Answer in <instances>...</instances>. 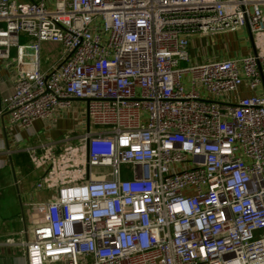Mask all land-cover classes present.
Instances as JSON below:
<instances>
[{
  "label": "built area",
  "instance_id": "obj_1",
  "mask_svg": "<svg viewBox=\"0 0 264 264\" xmlns=\"http://www.w3.org/2000/svg\"><path fill=\"white\" fill-rule=\"evenodd\" d=\"M245 28L249 53L205 55ZM260 86L264 0H0V120L36 137L51 193L0 244L27 264H264ZM59 119L84 130L52 139Z\"/></svg>",
  "mask_w": 264,
  "mask_h": 264
},
{
  "label": "crops",
  "instance_id": "obj_2",
  "mask_svg": "<svg viewBox=\"0 0 264 264\" xmlns=\"http://www.w3.org/2000/svg\"><path fill=\"white\" fill-rule=\"evenodd\" d=\"M236 33H247L251 46L243 50L233 48L228 42L225 45L221 39L222 36L225 37L231 33L214 35L212 36L214 44L211 43L210 38L207 41L209 55L214 56L216 52L219 56L228 58L234 57L238 53H249L252 50L249 32L245 28ZM216 37H219L220 40L216 41ZM210 49L213 50L212 53ZM250 93V90L243 88V95ZM257 93L264 94V87L260 86ZM66 123L67 119H59L56 126L49 131V137L52 139L61 138L68 132ZM34 127L36 131L42 133L44 122L38 120L34 123ZM6 129H8V116L0 120V148L2 149L0 151V241L3 242L9 235L20 232L33 222L36 212L29 203L46 200L51 194L39 191L35 187L39 174L34 169L29 154L25 150L26 147L37 144L36 137L34 138L31 132L22 130L16 135V138L8 134L7 141ZM9 150L11 153L7 152ZM0 264H27V257L24 251L0 244Z\"/></svg>",
  "mask_w": 264,
  "mask_h": 264
},
{
  "label": "rangeland",
  "instance_id": "obj_3",
  "mask_svg": "<svg viewBox=\"0 0 264 264\" xmlns=\"http://www.w3.org/2000/svg\"><path fill=\"white\" fill-rule=\"evenodd\" d=\"M215 39H216V41L220 40L219 37H216ZM221 39H223V42H224L225 45L228 42V44L230 46H232L233 48H237V49H241V50L247 49V48H249L251 46L250 45V41H249V36H248L247 33H245V34L244 33H242V34H237V33L233 34V33H231V34H227L225 37L222 36ZM210 41H211V43L214 44V40L212 39V37H210ZM205 42H207V38H205ZM199 44H201V43L199 42ZM57 49H58V45H56V44L44 43L43 44V51H42L43 59L46 60L47 63H49V61L53 58V56L57 54ZM212 52H213V50H211V53ZM192 53L195 54V51L192 50ZM204 53H205L206 56L214 57V56L209 55L207 46L204 47ZM75 125H76V127H75ZM65 126H66L67 131H72V133H74V134L82 132L84 130V128H78L76 121L73 120V119H70V120L68 119ZM98 172L100 174H103V173L105 174V173L108 172V169H102V170H100Z\"/></svg>",
  "mask_w": 264,
  "mask_h": 264
},
{
  "label": "water",
  "instance_id": "obj_4",
  "mask_svg": "<svg viewBox=\"0 0 264 264\" xmlns=\"http://www.w3.org/2000/svg\"><path fill=\"white\" fill-rule=\"evenodd\" d=\"M251 40H252V37H251ZM251 42L253 43V40Z\"/></svg>",
  "mask_w": 264,
  "mask_h": 264
}]
</instances>
